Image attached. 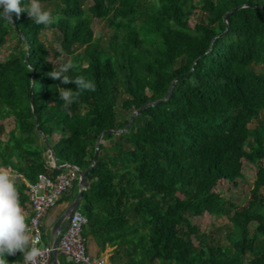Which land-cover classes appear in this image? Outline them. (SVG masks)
I'll return each mask as SVG.
<instances>
[{
	"label": "trees",
	"instance_id": "16d2710c",
	"mask_svg": "<svg viewBox=\"0 0 264 264\" xmlns=\"http://www.w3.org/2000/svg\"><path fill=\"white\" fill-rule=\"evenodd\" d=\"M40 2L54 17L49 26L27 12L0 19V48H12L0 56V170L18 176L23 214L29 188L19 176L34 184L66 170L50 164L37 124L58 165L84 171L102 132L123 129L177 79L170 98L126 134L102 138L81 203L85 236L114 248L112 264H264V69L253 68L264 66V0ZM243 5L227 15V29L225 14ZM102 20L113 30L106 49L93 29ZM58 59L96 90L65 106L57 85H75L48 76ZM245 183L242 203L223 194ZM217 219L228 222L215 231L226 230L223 238L202 228Z\"/></svg>",
	"mask_w": 264,
	"mask_h": 264
},
{
	"label": "clouds",
	"instance_id": "9594fccd",
	"mask_svg": "<svg viewBox=\"0 0 264 264\" xmlns=\"http://www.w3.org/2000/svg\"><path fill=\"white\" fill-rule=\"evenodd\" d=\"M19 16L27 12L32 21L37 25L49 26L54 23L52 13L41 6L40 0H31L30 5H25L24 0H0V19L11 23V13ZM55 67L48 73L52 80H59L60 84L72 83L75 90L58 87V96L65 106H70L83 91H95L93 81L83 76L73 78L69 75L73 68L71 62L54 64ZM15 175L11 169L0 170V264H9L7 257L16 252L25 253L26 261H32L39 249L30 237L26 217L23 214L18 190L15 184Z\"/></svg>",
	"mask_w": 264,
	"mask_h": 264
},
{
	"label": "built area",
	"instance_id": "2783aa9c",
	"mask_svg": "<svg viewBox=\"0 0 264 264\" xmlns=\"http://www.w3.org/2000/svg\"><path fill=\"white\" fill-rule=\"evenodd\" d=\"M66 170L54 179L44 177L37 183L28 185L32 210L28 230L36 248L39 249V254L32 261H26L24 258L22 264H51L52 247L43 242L41 223L47 212L72 188L77 179V167L72 166ZM87 225V216L77 210L59 238L58 253L73 264H112L102 257L94 258L88 254L87 237L84 233Z\"/></svg>",
	"mask_w": 264,
	"mask_h": 264
},
{
	"label": "water",
	"instance_id": "95a60500",
	"mask_svg": "<svg viewBox=\"0 0 264 264\" xmlns=\"http://www.w3.org/2000/svg\"><path fill=\"white\" fill-rule=\"evenodd\" d=\"M248 5H243V6H240L239 8H235L233 10H231L230 12H228L227 14H225L224 16V21L225 23L227 24V15L229 13H232V12H235L241 8H245L247 7ZM227 29H228V24H227ZM177 79H175L172 84L170 85V88L166 94V96L161 99V100H158V101H154V102H151V103H148L146 104L145 106L137 109L135 112L132 113V115L130 116L129 120H128V123L127 125L123 128V129H118V130H107V131H104L102 132L98 139H97V142H96V148H95V153H94V157H93V161L91 163V165L84 171H78V176H79V183H78V186H79V191H78V194L77 196L75 197L74 201L69 204L67 206V208L64 210L63 214L59 217L58 221L55 223L53 229H52V233H51V237L53 239V243L51 245L52 247V252H51V264H61L60 263V259H59V253L57 251V246H58V242H59V238L61 236V233L67 228L69 222H70V219L71 217L73 216V214L79 209V207L81 206V203L83 201V194L84 192L87 190V178H88V174L92 171V169L96 166L97 164V161H98V156H99V148H100V143H101V140L102 138L107 135V134H113V135H121V134H126L131 126H132V123L134 121V119L136 118V116H138L142 111H144L145 109L149 108V107H154L155 105L157 104H160L162 102H165L167 101L172 92H173V89L177 83ZM32 105H33V101H32ZM37 131L40 135V138H41V141L47 146L48 148V153H49V156H50V159L52 161V165L54 168H57V169H67V168H70L71 169V165H63V166H59L58 165V162H57V158H56V153H55V150L54 148L52 147V145L47 141L45 135L43 134V132L41 131V129L39 128L38 124H37Z\"/></svg>",
	"mask_w": 264,
	"mask_h": 264
},
{
	"label": "rangeland",
	"instance_id": "374dc122",
	"mask_svg": "<svg viewBox=\"0 0 264 264\" xmlns=\"http://www.w3.org/2000/svg\"><path fill=\"white\" fill-rule=\"evenodd\" d=\"M83 1V7L85 9H87L92 3L91 0H82ZM93 29H94V34H95V38H98V43L100 44L102 49H106L107 47V43L108 40L113 36V30H111L108 26L106 21L102 20V21H98L93 25ZM46 35V39L48 41V44L50 43L51 45L59 48L57 45H55L52 41H51V34L50 32L46 31L45 32ZM12 50L11 45L7 44L4 47L0 48V56H4V54L9 53ZM80 51V50H79ZM63 58H67V59H71L70 57H64ZM59 59L57 61H53L55 64L58 63ZM254 70L256 71H261L264 69V66H253ZM126 117V114L120 111V118H124ZM260 122H262V124L264 125V112L262 113V115L260 116ZM258 124V122H253L251 124V127H255ZM262 165H264V160L262 161ZM254 167L252 168L251 166H248L247 169V181L250 183H252L253 180V176H254ZM248 183L246 184H242L238 189L236 190H225L223 192V194L229 198L230 200H232L234 203L240 204L242 203L247 196V193L249 191L250 185ZM84 207V203L79 207L78 211L81 212L82 208ZM228 224L227 220L225 219H217L216 222L212 225L211 222H205L202 225V228L204 230H206L207 232H212L213 233H217L215 232L217 230V228L224 226ZM225 231L223 230L220 233H217L216 236H219L221 238L224 237L225 235Z\"/></svg>",
	"mask_w": 264,
	"mask_h": 264
},
{
	"label": "crops",
	"instance_id": "0c3cea01",
	"mask_svg": "<svg viewBox=\"0 0 264 264\" xmlns=\"http://www.w3.org/2000/svg\"><path fill=\"white\" fill-rule=\"evenodd\" d=\"M49 159H50V156H49ZM50 164L52 165L51 159H50ZM66 165H68V164H66ZM64 171H67V170H64ZM17 177L18 176L15 175V178H17ZM19 177L27 185H29V183L26 182L22 176H19ZM76 180L79 181L78 174H77ZM77 187H78V191H79V186H77ZM74 188H75V186L73 184L72 188L60 198V200L57 202V204L53 208H51L47 212L46 216L44 217V219L41 223V229H42V234H43V242L45 244L52 245L53 239L51 237V233H52L51 231H52L55 223L58 221L59 217L63 214L64 210L67 208V206L69 204H71L74 201L75 197L77 196L78 191L75 194ZM31 214H32V210H31L30 204H28L27 205V212L24 213V215L26 217V222L28 221V224H29ZM113 250H114V248L109 247L108 245H106L104 249H101L100 246L98 245L97 241L92 236H90V235L87 236V252L90 256H92L94 258L102 257L111 263L110 258L113 254ZM59 259H60V254H59ZM63 260L65 263H70V261L65 256H63ZM60 263L62 264L61 260H60Z\"/></svg>",
	"mask_w": 264,
	"mask_h": 264
}]
</instances>
